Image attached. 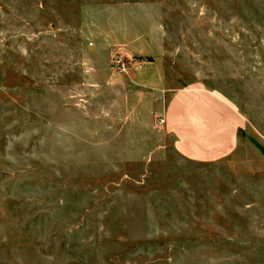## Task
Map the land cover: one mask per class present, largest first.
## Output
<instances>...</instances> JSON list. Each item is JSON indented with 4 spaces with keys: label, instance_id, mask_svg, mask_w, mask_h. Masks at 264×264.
<instances>
[{
    "label": "rangeland",
    "instance_id": "obj_1",
    "mask_svg": "<svg viewBox=\"0 0 264 264\" xmlns=\"http://www.w3.org/2000/svg\"><path fill=\"white\" fill-rule=\"evenodd\" d=\"M196 79L207 164L157 122ZM0 264H264V0H0Z\"/></svg>",
    "mask_w": 264,
    "mask_h": 264
},
{
    "label": "crops",
    "instance_id": "obj_2",
    "mask_svg": "<svg viewBox=\"0 0 264 264\" xmlns=\"http://www.w3.org/2000/svg\"><path fill=\"white\" fill-rule=\"evenodd\" d=\"M166 101L159 108L164 119L161 128L173 137L177 154L207 164L236 151L245 119L220 91L196 79L177 88Z\"/></svg>",
    "mask_w": 264,
    "mask_h": 264
},
{
    "label": "built area",
    "instance_id": "obj_3",
    "mask_svg": "<svg viewBox=\"0 0 264 264\" xmlns=\"http://www.w3.org/2000/svg\"><path fill=\"white\" fill-rule=\"evenodd\" d=\"M163 121H164L163 118H159L158 123H159V124H163Z\"/></svg>",
    "mask_w": 264,
    "mask_h": 264
}]
</instances>
